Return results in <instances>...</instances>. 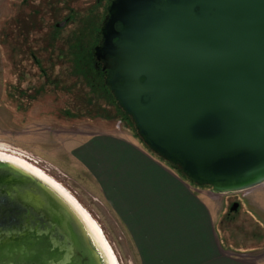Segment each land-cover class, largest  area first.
I'll return each mask as SVG.
<instances>
[{"label":"water","instance_id":"1","mask_svg":"<svg viewBox=\"0 0 264 264\" xmlns=\"http://www.w3.org/2000/svg\"><path fill=\"white\" fill-rule=\"evenodd\" d=\"M100 34L106 86L149 153L214 194L264 183V0H112ZM0 171L45 201L25 202L35 226L0 244V264H102L52 193Z\"/></svg>","mask_w":264,"mask_h":264},{"label":"rangeland","instance_id":"2","mask_svg":"<svg viewBox=\"0 0 264 264\" xmlns=\"http://www.w3.org/2000/svg\"><path fill=\"white\" fill-rule=\"evenodd\" d=\"M105 6L106 0H0V156L61 187L100 231L115 264H144L142 251L77 154L84 142L104 135L145 149L96 87L101 82L91 50ZM80 67L87 76L79 74ZM189 185L207 207L221 244L218 260L264 264V183L233 194ZM198 241L194 230L187 244H170L182 250V263H190Z\"/></svg>","mask_w":264,"mask_h":264},{"label":"crops","instance_id":"3","mask_svg":"<svg viewBox=\"0 0 264 264\" xmlns=\"http://www.w3.org/2000/svg\"><path fill=\"white\" fill-rule=\"evenodd\" d=\"M77 154L142 251L144 264H223L207 207L169 166L136 144L109 135L92 137ZM194 230L199 238L194 262L182 263V250L170 243L181 239L187 244Z\"/></svg>","mask_w":264,"mask_h":264},{"label":"flooded vegetation","instance_id":"4","mask_svg":"<svg viewBox=\"0 0 264 264\" xmlns=\"http://www.w3.org/2000/svg\"><path fill=\"white\" fill-rule=\"evenodd\" d=\"M111 1L112 0H106L104 14L97 27L96 41L91 50L92 68L98 73V77L104 85H106L108 65L105 61L96 59L94 56V49L101 44L100 28ZM0 189L7 192L0 193V244H6L10 237L19 235L23 230L27 229V227L31 228V226H35L33 225L35 221L33 218L24 217L26 213L24 207L25 202H28L30 198H33V200L37 202L40 201V203H45V201L39 200L40 198L38 199L39 193L35 191V188L31 186L29 182L7 171H0ZM26 192H29L30 197L28 196L26 198L23 196ZM46 205L51 206L50 203ZM30 215L34 217L35 214L30 211ZM27 222L30 225H27Z\"/></svg>","mask_w":264,"mask_h":264},{"label":"bare ground","instance_id":"5","mask_svg":"<svg viewBox=\"0 0 264 264\" xmlns=\"http://www.w3.org/2000/svg\"><path fill=\"white\" fill-rule=\"evenodd\" d=\"M0 164L11 166L12 168L20 171L26 176L38 182L46 190L52 193L62 204L66 206L79 220L84 231L93 246L94 250L99 255L102 264H115L113 256L109 251L100 231L96 228L95 224L87 214L79 207V205L61 189L57 184L44 177L40 172L34 168L27 166L17 160L0 156Z\"/></svg>","mask_w":264,"mask_h":264},{"label":"trees","instance_id":"6","mask_svg":"<svg viewBox=\"0 0 264 264\" xmlns=\"http://www.w3.org/2000/svg\"><path fill=\"white\" fill-rule=\"evenodd\" d=\"M73 57H74V54H73ZM76 58V57H75ZM76 61V65H77V60H74V62ZM88 61L90 62V58H88ZM79 64V63H78ZM80 71L81 72H79V74L82 76V77H85V76H87V74H88V72H87V70H83V68L81 69V67H80ZM84 76H83V75ZM101 82V81H100ZM96 87H99L100 89H102L103 91H104V93H105V95H108L109 96V99L111 100V105L114 107V109H115V111H116V115L117 116H120V118H122V119H125V120H127L128 122H129V124H130V126L133 128V132L135 133V136H136V138L137 139H139L138 138V136H137V132L134 130V127H133V125H132V123L130 122V119H129V116H127L126 114H125V112L118 106V104H117V102L115 101V99H114V97H113V95L111 94V92L109 91V89H108V87L106 86V85H104L102 82H101V84H100V86H96ZM102 87V88H101ZM100 92H101V90H100ZM180 176V175H179ZM181 177V176H180ZM182 178V177H181ZM184 179V178H183ZM185 180V179H184Z\"/></svg>","mask_w":264,"mask_h":264}]
</instances>
